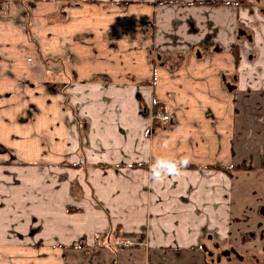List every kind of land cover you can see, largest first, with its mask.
Here are the masks:
<instances>
[{
	"label": "crops",
	"instance_id": "1",
	"mask_svg": "<svg viewBox=\"0 0 264 264\" xmlns=\"http://www.w3.org/2000/svg\"><path fill=\"white\" fill-rule=\"evenodd\" d=\"M158 161L177 171L155 179ZM1 246L0 264H213L214 250L264 264L258 8L0 0Z\"/></svg>",
	"mask_w": 264,
	"mask_h": 264
},
{
	"label": "rangeland",
	"instance_id": "2",
	"mask_svg": "<svg viewBox=\"0 0 264 264\" xmlns=\"http://www.w3.org/2000/svg\"><path fill=\"white\" fill-rule=\"evenodd\" d=\"M252 2H253V4H252ZM252 2L250 3V0H242V3H244L243 5L244 6H246V7H249V5L250 6H256L257 8H258V14H259V18H261L262 20H264V0H252ZM248 5V6H247ZM107 15H111V16H109V17H119V16H121L122 14H119V15H116V14H107ZM107 17V16H106ZM105 17V18H106ZM138 16H137V14H133V12H132V15H131V21L132 22H136V20H138V18H137ZM117 20V19H116ZM118 21H122V19H119ZM107 27V24H105V28ZM136 27H138V25H136ZM104 28V29H105ZM131 28H135V26H133L132 25V27ZM163 108H165L164 110H163ZM170 113L172 116H173V118L175 117V113L174 112H172L171 110H169L167 107H162L160 110L158 109V111L157 112H155V115H154V120L155 121H157V119H156V117H157V115L159 114V113ZM161 126V125H160ZM161 127H163V126H161ZM165 127V126H164ZM34 194H35V198L38 200V199H40V198H42V196L43 195H46V191L45 190H43L42 188H40L39 190H35L34 191ZM133 206H135V205H133ZM132 210H134V209H132ZM87 215H86V218H87V221L84 223V225H83V229L85 230V231H88L89 233H90V231H91V227L92 226H94V224L92 223V217H91V209H88L87 210ZM71 214H74V213H71ZM82 220H83V216L82 217H79V218H77V220L74 222V223H72V222H68L67 223V226H68V230H70V231H73V227L74 226H77V225H79V224H81V222H82ZM46 221V220H45ZM36 225H38V224H36ZM47 225H48V222H46L45 223V225H44V227H43V229H42V232H40V230L38 229V230H36V233H37V236L38 235H40V234H44L45 232H47V231H49L50 232V230L47 228ZM56 227V226H55ZM11 227L9 226V224L7 225V228L5 229V231L1 234V237H2V241L5 243V244H8V245H10V243H12L13 241H14V234H11V229H10ZM57 231H56V233H57V235H60L61 234V229H56ZM208 233L206 232V235H207ZM210 235H212V234H210ZM36 236V237H37ZM214 236H212V238H213ZM215 239H217V238H215ZM100 242H102V244H106V242L108 243H110L111 242V239H105L104 241H103V239H98ZM128 241H131L132 242V240H128V239H124V238H118V239H116V240H112V242H113V244H111V247L112 248H115V247H119V248H127V247H131V245H127L128 244ZM217 242H218V240H217ZM134 243V242H133ZM101 245V244H100ZM122 245V246H121ZM126 245V246H125ZM9 248L8 247H4V246H1L0 247V254H4V255H6V256H10L11 254L9 253V250H8ZM214 252H215V255H216V257L214 258V262L217 264V256H218V252L217 251H215L214 250ZM40 256L39 255H37V258H39ZM0 259H5V257L4 256H1L0 255ZM225 260V259H224ZM221 264H229V263H227L226 261H223Z\"/></svg>",
	"mask_w": 264,
	"mask_h": 264
},
{
	"label": "clouds",
	"instance_id": "3",
	"mask_svg": "<svg viewBox=\"0 0 264 264\" xmlns=\"http://www.w3.org/2000/svg\"><path fill=\"white\" fill-rule=\"evenodd\" d=\"M188 163L187 159L181 161V164L186 165ZM163 168L166 169L170 173H175L177 171V167L174 163H168L164 161H158L157 165L153 167L154 178L160 179V171L158 169Z\"/></svg>",
	"mask_w": 264,
	"mask_h": 264
},
{
	"label": "flooded vegetation",
	"instance_id": "4",
	"mask_svg": "<svg viewBox=\"0 0 264 264\" xmlns=\"http://www.w3.org/2000/svg\"><path fill=\"white\" fill-rule=\"evenodd\" d=\"M223 256H224L223 254H222V256H217L218 257L217 258V264H221L223 261H226L229 264H238L239 263L238 262V260H239V257L238 256H235L233 254L227 255L226 256L227 258H225V256L224 257ZM209 257L211 259V262L213 264H216L214 262V258L216 257L215 253L214 254L213 253H210L209 254ZM221 259H222V261H221ZM254 262H255L254 259L250 258L249 260H247L246 264H253Z\"/></svg>",
	"mask_w": 264,
	"mask_h": 264
},
{
	"label": "built area",
	"instance_id": "5",
	"mask_svg": "<svg viewBox=\"0 0 264 264\" xmlns=\"http://www.w3.org/2000/svg\"><path fill=\"white\" fill-rule=\"evenodd\" d=\"M157 121L160 123L161 126H168L173 122V116L170 113H159L156 117ZM127 245L133 246L134 243L131 241H128ZM122 246V245H121ZM126 246V245H125Z\"/></svg>",
	"mask_w": 264,
	"mask_h": 264
},
{
	"label": "trees",
	"instance_id": "6",
	"mask_svg": "<svg viewBox=\"0 0 264 264\" xmlns=\"http://www.w3.org/2000/svg\"><path fill=\"white\" fill-rule=\"evenodd\" d=\"M244 4V3H243ZM236 54H237V52H236Z\"/></svg>",
	"mask_w": 264,
	"mask_h": 264
}]
</instances>
